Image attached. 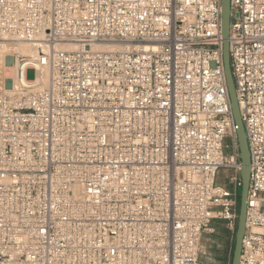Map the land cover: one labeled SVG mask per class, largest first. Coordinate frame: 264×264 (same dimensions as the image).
Masks as SVG:
<instances>
[{
    "label": "built area",
    "instance_id": "obj_1",
    "mask_svg": "<svg viewBox=\"0 0 264 264\" xmlns=\"http://www.w3.org/2000/svg\"><path fill=\"white\" fill-rule=\"evenodd\" d=\"M220 18L221 0H0V44L32 46L2 57L0 264H209L241 188ZM228 43L239 264H264V0H230Z\"/></svg>",
    "mask_w": 264,
    "mask_h": 264
},
{
    "label": "water",
    "instance_id": "obj_2",
    "mask_svg": "<svg viewBox=\"0 0 264 264\" xmlns=\"http://www.w3.org/2000/svg\"><path fill=\"white\" fill-rule=\"evenodd\" d=\"M229 31H230V0H221L220 32L222 40V62L225 75L227 91L230 100L231 112L236 126L235 134L238 147V158L240 161L241 188L239 197L238 217L236 222L234 248L230 264H239L241 241L245 230L246 199L249 184V150L246 133L241 121L239 107L237 104L235 87L229 64Z\"/></svg>",
    "mask_w": 264,
    "mask_h": 264
},
{
    "label": "rangeland",
    "instance_id": "obj_3",
    "mask_svg": "<svg viewBox=\"0 0 264 264\" xmlns=\"http://www.w3.org/2000/svg\"><path fill=\"white\" fill-rule=\"evenodd\" d=\"M25 75L27 79H33L34 70L31 68L27 69ZM229 176V171L221 170L218 174V181L226 183ZM235 230L232 231L228 229L224 222L215 221L213 225H211V231L204 232L201 237V258L209 264H230L232 247L235 239ZM224 252H226V262L222 263L219 258L224 255Z\"/></svg>",
    "mask_w": 264,
    "mask_h": 264
},
{
    "label": "bare ground",
    "instance_id": "obj_4",
    "mask_svg": "<svg viewBox=\"0 0 264 264\" xmlns=\"http://www.w3.org/2000/svg\"><path fill=\"white\" fill-rule=\"evenodd\" d=\"M14 50H18L24 54H30L32 53V46L24 42L18 43L16 46L12 44H8V43H1L0 44V75L1 77L3 76L5 78L12 73V69L9 68V66H7L6 63H4V59L2 57L9 55V53H12Z\"/></svg>",
    "mask_w": 264,
    "mask_h": 264
},
{
    "label": "trees",
    "instance_id": "obj_5",
    "mask_svg": "<svg viewBox=\"0 0 264 264\" xmlns=\"http://www.w3.org/2000/svg\"><path fill=\"white\" fill-rule=\"evenodd\" d=\"M240 197V196H239ZM233 248H234V245H233V247H232V252H233ZM226 252H224V255H222L220 258H219V260H220V262H222V263H225L226 262V254H225Z\"/></svg>",
    "mask_w": 264,
    "mask_h": 264
}]
</instances>
